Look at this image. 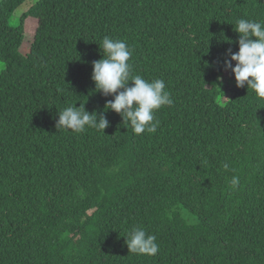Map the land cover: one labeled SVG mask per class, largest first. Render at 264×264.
I'll list each match as a JSON object with an SVG mask.
<instances>
[{
    "label": "trees",
    "instance_id": "1",
    "mask_svg": "<svg viewBox=\"0 0 264 264\" xmlns=\"http://www.w3.org/2000/svg\"><path fill=\"white\" fill-rule=\"evenodd\" d=\"M26 1L0 0V264H264V99L225 67L264 0H34L15 15ZM105 36L132 49L133 75L165 81L155 133L105 111L91 78ZM70 105L109 127L57 129ZM138 226L155 256L129 252Z\"/></svg>",
    "mask_w": 264,
    "mask_h": 264
},
{
    "label": "clouds",
    "instance_id": "2",
    "mask_svg": "<svg viewBox=\"0 0 264 264\" xmlns=\"http://www.w3.org/2000/svg\"><path fill=\"white\" fill-rule=\"evenodd\" d=\"M235 27L239 35V50L226 54L230 60L225 61V67L231 69L238 88L247 85V89L264 99V21L242 18ZM99 47L102 58L93 63L91 78L97 92L113 97L106 103L105 111L119 114L136 135L155 133L159 127L155 113L174 103L165 81L160 78L146 80L141 75H133L129 63L132 49L124 40L105 36ZM232 62H235V67H232ZM56 127L74 133H83L87 128L104 133L109 122L103 114L98 117L95 112H87L84 105H70L58 113ZM231 183L235 187L238 178L233 177ZM125 242L129 252L137 255L155 256L159 252L156 236L139 226L130 230Z\"/></svg>",
    "mask_w": 264,
    "mask_h": 264
},
{
    "label": "rangeland",
    "instance_id": "3",
    "mask_svg": "<svg viewBox=\"0 0 264 264\" xmlns=\"http://www.w3.org/2000/svg\"><path fill=\"white\" fill-rule=\"evenodd\" d=\"M34 2V0H28L24 3L23 7H21V9H18L15 12V15H20L21 13H23L24 11H26L28 9L29 6H31V4ZM35 22H33L32 20H26L25 24H24V29L25 32L32 34L35 28Z\"/></svg>",
    "mask_w": 264,
    "mask_h": 264
}]
</instances>
